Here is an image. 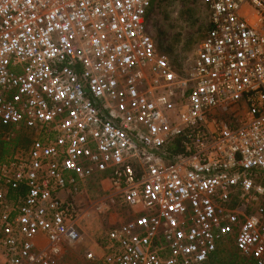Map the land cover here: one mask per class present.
<instances>
[{"label": "built area", "instance_id": "obj_1", "mask_svg": "<svg viewBox=\"0 0 264 264\" xmlns=\"http://www.w3.org/2000/svg\"><path fill=\"white\" fill-rule=\"evenodd\" d=\"M159 2L0 0V124L33 134L0 159V264H61L93 177L129 217L88 264H208L226 241L264 264V0H203L185 74Z\"/></svg>", "mask_w": 264, "mask_h": 264}, {"label": "rangeland", "instance_id": "obj_2", "mask_svg": "<svg viewBox=\"0 0 264 264\" xmlns=\"http://www.w3.org/2000/svg\"><path fill=\"white\" fill-rule=\"evenodd\" d=\"M208 24L209 11L203 0H160L152 15L151 27L160 51L179 73L185 74L199 51ZM32 137L30 131L22 129H0V139L9 143V151L3 159L26 153ZM107 188L96 177L81 185L84 192L78 201L84 212L83 239L62 252L61 264H88L85 253L93 242L102 243L110 229L129 217L128 210ZM208 264L249 263L232 243L226 241L220 244Z\"/></svg>", "mask_w": 264, "mask_h": 264}, {"label": "trees", "instance_id": "obj_3", "mask_svg": "<svg viewBox=\"0 0 264 264\" xmlns=\"http://www.w3.org/2000/svg\"><path fill=\"white\" fill-rule=\"evenodd\" d=\"M0 129H7V126L4 124H0ZM9 143L6 141H2L0 139V159H3L4 155H6L9 151Z\"/></svg>", "mask_w": 264, "mask_h": 264}, {"label": "crops", "instance_id": "obj_4", "mask_svg": "<svg viewBox=\"0 0 264 264\" xmlns=\"http://www.w3.org/2000/svg\"><path fill=\"white\" fill-rule=\"evenodd\" d=\"M77 199L79 200V196L77 197Z\"/></svg>", "mask_w": 264, "mask_h": 264}]
</instances>
